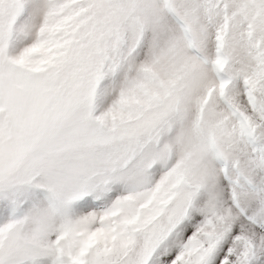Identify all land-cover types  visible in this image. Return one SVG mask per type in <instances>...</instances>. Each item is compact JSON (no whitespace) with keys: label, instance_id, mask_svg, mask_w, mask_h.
Instances as JSON below:
<instances>
[{"label":"snow or ice","instance_id":"obj_1","mask_svg":"<svg viewBox=\"0 0 264 264\" xmlns=\"http://www.w3.org/2000/svg\"><path fill=\"white\" fill-rule=\"evenodd\" d=\"M0 264H264V0H0Z\"/></svg>","mask_w":264,"mask_h":264}]
</instances>
